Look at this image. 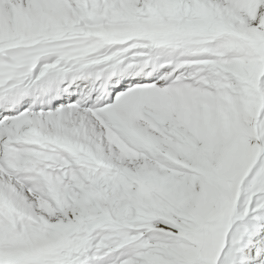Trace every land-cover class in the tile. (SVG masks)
<instances>
[{"label":"snow or ice","instance_id":"1","mask_svg":"<svg viewBox=\"0 0 264 264\" xmlns=\"http://www.w3.org/2000/svg\"><path fill=\"white\" fill-rule=\"evenodd\" d=\"M0 264H264V0H0Z\"/></svg>","mask_w":264,"mask_h":264}]
</instances>
